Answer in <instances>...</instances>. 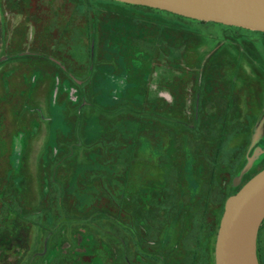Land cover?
<instances>
[{"label": "rangeland", "instance_id": "374dc122", "mask_svg": "<svg viewBox=\"0 0 264 264\" xmlns=\"http://www.w3.org/2000/svg\"><path fill=\"white\" fill-rule=\"evenodd\" d=\"M197 21L0 0V264H215L226 199L264 168V34Z\"/></svg>", "mask_w": 264, "mask_h": 264}, {"label": "water", "instance_id": "95a60500", "mask_svg": "<svg viewBox=\"0 0 264 264\" xmlns=\"http://www.w3.org/2000/svg\"><path fill=\"white\" fill-rule=\"evenodd\" d=\"M183 17L264 32V0H112ZM264 115L257 128L262 127ZM264 220V168L229 196L215 241V264H259L256 240Z\"/></svg>", "mask_w": 264, "mask_h": 264}, {"label": "trees", "instance_id": "16d2710c", "mask_svg": "<svg viewBox=\"0 0 264 264\" xmlns=\"http://www.w3.org/2000/svg\"><path fill=\"white\" fill-rule=\"evenodd\" d=\"M103 1H106V2H111V3H116V4H120V5H124L126 7H130V8H133V9H137V10H145L147 12H162V13H166V14H170V15H173L175 17H178V18H182V19H188V20H194V19H190V18H186V17H183V16H180V15H177V14H174V13H170L168 11H164V10H159V9H155V8H150V7H146V6H140V5H131V4H126V3H121V2H117V1H112V0H103ZM87 8H90L89 6ZM133 20L137 23H141L143 22V24H145L146 26H154L157 28V32L156 33H159L162 29H163V25L161 23H158L152 19H142V18H139V17H132ZM199 23H202V24H213V25H218L220 27H227V28H234V29H242L243 28H240V27H235V26H229V25H224V24H221V23H216V22H211V21H197ZM125 25V24H124ZM96 26L94 25H91V24H88L87 26V45H86V49H85V52H83V54L80 52H78L77 50H75L74 52L73 51H70L68 54L70 56V59L67 58V55H62L59 57V62L63 65V63H65V67L68 69V68H71L74 63H72V61L75 59H77L76 57H83L85 59H88L89 62H91V58H95L94 56V52H95V44H96V40L94 39V36L92 35L94 32L96 33ZM254 32H257V33H260V34H264V32H260V31H254ZM155 43V41H154ZM134 44L136 47L140 48L142 51H144L145 53L146 50H147V46H148V41H144L142 38H139V40H136L134 41ZM72 45V44H71ZM156 45V43H155ZM70 47H73L70 46ZM72 54V55H71ZM80 54V55H79ZM72 58V60H71ZM68 76L69 77H72V74L71 73H68ZM73 78V77H72ZM161 151L162 150V146L159 147ZM140 223V222H139ZM132 232V231H131ZM256 254H257V259H258V262L259 264H264V220L263 222L261 223L260 225V228H259V231H258V234H257V240H256Z\"/></svg>", "mask_w": 264, "mask_h": 264}, {"label": "flooded vegetation", "instance_id": "af4514ba", "mask_svg": "<svg viewBox=\"0 0 264 264\" xmlns=\"http://www.w3.org/2000/svg\"><path fill=\"white\" fill-rule=\"evenodd\" d=\"M138 199H140V196H137V200ZM140 207H142V206H140ZM144 211L146 212V210H143V209L139 208V213H138L137 218H141L142 217V214L144 213ZM143 216H144V214H143Z\"/></svg>", "mask_w": 264, "mask_h": 264}]
</instances>
